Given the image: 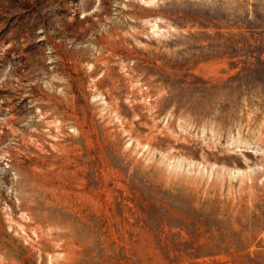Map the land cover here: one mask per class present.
Returning <instances> with one entry per match:
<instances>
[{
    "label": "rangeland",
    "instance_id": "obj_1",
    "mask_svg": "<svg viewBox=\"0 0 264 264\" xmlns=\"http://www.w3.org/2000/svg\"><path fill=\"white\" fill-rule=\"evenodd\" d=\"M0 264H264V0H0Z\"/></svg>",
    "mask_w": 264,
    "mask_h": 264
},
{
    "label": "bare ground",
    "instance_id": "obj_2",
    "mask_svg": "<svg viewBox=\"0 0 264 264\" xmlns=\"http://www.w3.org/2000/svg\"><path fill=\"white\" fill-rule=\"evenodd\" d=\"M72 244V243H71Z\"/></svg>",
    "mask_w": 264,
    "mask_h": 264
}]
</instances>
